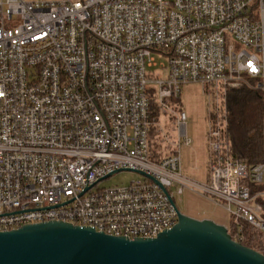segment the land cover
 Masks as SVG:
<instances>
[{
	"label": "built area",
	"instance_id": "1",
	"mask_svg": "<svg viewBox=\"0 0 264 264\" xmlns=\"http://www.w3.org/2000/svg\"><path fill=\"white\" fill-rule=\"evenodd\" d=\"M251 81L264 98V0H0V231L156 237L178 222L168 193L190 190L236 241L264 237V161L234 158L229 132L228 90ZM187 83L209 95L207 183L183 167ZM122 170L143 179L99 186Z\"/></svg>",
	"mask_w": 264,
	"mask_h": 264
},
{
	"label": "water",
	"instance_id": "2",
	"mask_svg": "<svg viewBox=\"0 0 264 264\" xmlns=\"http://www.w3.org/2000/svg\"><path fill=\"white\" fill-rule=\"evenodd\" d=\"M168 196L178 222L156 237L57 220L28 223L0 231V264H264V254L236 241L226 225L185 214Z\"/></svg>",
	"mask_w": 264,
	"mask_h": 264
},
{
	"label": "rangeland",
	"instance_id": "3",
	"mask_svg": "<svg viewBox=\"0 0 264 264\" xmlns=\"http://www.w3.org/2000/svg\"><path fill=\"white\" fill-rule=\"evenodd\" d=\"M157 61L164 62L163 56L155 55ZM181 103L183 110L188 115V133L192 138L190 146H182V162L185 172L201 183L208 181L209 154L206 145V131L208 128L209 95L201 83H187L181 89ZM170 121V120H169ZM167 129H171V123H166ZM159 142L161 139L158 140ZM162 150V154L169 153L168 144H156ZM164 147V148H163ZM143 179V176L132 170H122L103 179L100 187L124 186L133 180ZM179 209L195 218H210L214 221L229 225L230 215L222 207L204 198L199 193L185 190L182 194L174 195Z\"/></svg>",
	"mask_w": 264,
	"mask_h": 264
},
{
	"label": "trees",
	"instance_id": "4",
	"mask_svg": "<svg viewBox=\"0 0 264 264\" xmlns=\"http://www.w3.org/2000/svg\"><path fill=\"white\" fill-rule=\"evenodd\" d=\"M251 83L228 90L229 132L234 158L255 164L264 161V98ZM243 244L264 254V237L256 229L248 228Z\"/></svg>",
	"mask_w": 264,
	"mask_h": 264
}]
</instances>
